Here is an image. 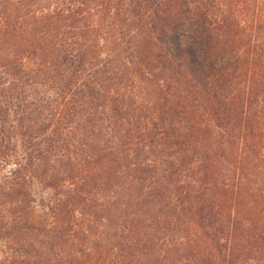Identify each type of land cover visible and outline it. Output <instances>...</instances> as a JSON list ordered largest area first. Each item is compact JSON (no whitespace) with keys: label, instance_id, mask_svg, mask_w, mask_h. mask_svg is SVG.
<instances>
[{"label":"trees","instance_id":"trees-1","mask_svg":"<svg viewBox=\"0 0 264 264\" xmlns=\"http://www.w3.org/2000/svg\"><path fill=\"white\" fill-rule=\"evenodd\" d=\"M0 74L29 138L0 240H38L0 264H264V0H0ZM28 175L65 195L44 222Z\"/></svg>","mask_w":264,"mask_h":264},{"label":"rangeland","instance_id":"rangeland-1","mask_svg":"<svg viewBox=\"0 0 264 264\" xmlns=\"http://www.w3.org/2000/svg\"><path fill=\"white\" fill-rule=\"evenodd\" d=\"M13 82L6 75L0 74V191H2L12 179V174L18 169V165L24 163L26 158V147L28 146L29 138L23 135L18 123L16 122V116L20 115V109L17 108L18 100L12 91H9V84ZM27 100L33 103L40 116V122L43 127L49 126L48 132L52 130V123L55 127L54 114L56 110L66 109L67 105H70V95H66V91H62V85L50 81L47 84H38L34 87L27 89ZM228 95V93H226ZM259 101H256V109L264 108V96L258 97ZM75 100V99H74ZM76 101V100H75ZM61 134V140L65 139V143L71 146L73 139L70 130L63 128L59 129L57 136ZM42 137H39L35 141H40ZM58 145L59 154L57 157H63L68 153V148ZM65 153V154H63ZM264 154V151H263ZM29 193L31 196V206L27 211L32 212L33 218L27 219V222H40L48 220L49 206L59 203L63 197L62 192L50 189L41 182L35 180L31 176L26 177ZM58 192V193H57ZM4 206H0V212L4 210ZM5 216V221L10 220L11 217L2 212ZM14 216L13 222L17 219ZM13 218V217H12ZM22 225L23 221L17 223ZM38 240L34 238H25L21 241V247L18 251L11 250L9 247L12 245L8 241L0 240V260L8 259L19 262L23 257V250L30 247H36ZM9 246V247H8ZM24 260V259H23ZM27 260V259H26Z\"/></svg>","mask_w":264,"mask_h":264}]
</instances>
